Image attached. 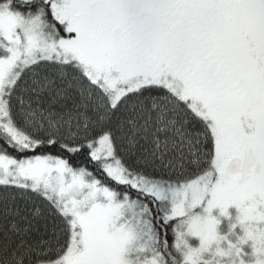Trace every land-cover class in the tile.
<instances>
[{
  "label": "snow or ice",
  "instance_id": "obj_1",
  "mask_svg": "<svg viewBox=\"0 0 264 264\" xmlns=\"http://www.w3.org/2000/svg\"><path fill=\"white\" fill-rule=\"evenodd\" d=\"M0 264H264V0H0Z\"/></svg>",
  "mask_w": 264,
  "mask_h": 264
}]
</instances>
